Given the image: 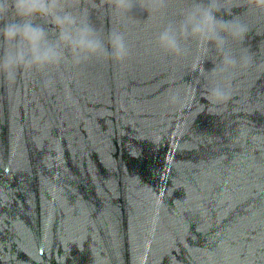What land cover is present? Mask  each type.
<instances>
[{
  "label": "water",
  "instance_id": "95a60500",
  "mask_svg": "<svg viewBox=\"0 0 264 264\" xmlns=\"http://www.w3.org/2000/svg\"><path fill=\"white\" fill-rule=\"evenodd\" d=\"M189 3L121 16L95 0L124 62L62 66L50 87L0 78V264H264V11L228 5L252 63L224 80L208 75L214 49L190 41L178 60L156 44ZM214 80L224 105L207 99Z\"/></svg>",
  "mask_w": 264,
  "mask_h": 264
},
{
  "label": "clouds",
  "instance_id": "9594fccd",
  "mask_svg": "<svg viewBox=\"0 0 264 264\" xmlns=\"http://www.w3.org/2000/svg\"><path fill=\"white\" fill-rule=\"evenodd\" d=\"M115 13L130 14L134 7L148 13L164 10L170 0H103ZM232 0H190L178 20L166 23L156 35L157 46L167 55L184 59L190 54V41H196L202 56L212 49L219 62L209 70L210 77L228 80L233 70L252 63L242 45L250 31L240 15L228 5ZM252 8L264 11V0H249ZM95 0H0V78L13 83L18 73H38L46 86L55 83L53 73L62 66L80 67L92 60L124 62L130 56L125 33L119 29L105 36L91 19ZM231 17L225 19L223 14ZM221 14V15H218ZM211 46V48H209ZM232 90L214 80L207 99L212 106L227 103ZM181 103L180 94L170 96Z\"/></svg>",
  "mask_w": 264,
  "mask_h": 264
}]
</instances>
